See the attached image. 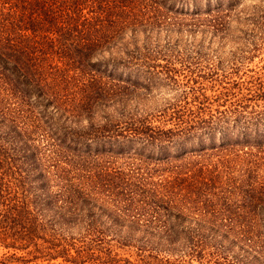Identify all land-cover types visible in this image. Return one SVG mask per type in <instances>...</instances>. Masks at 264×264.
<instances>
[{"label": "trees", "instance_id": "trees-1", "mask_svg": "<svg viewBox=\"0 0 264 264\" xmlns=\"http://www.w3.org/2000/svg\"><path fill=\"white\" fill-rule=\"evenodd\" d=\"M263 41L264 0H0V264H264Z\"/></svg>", "mask_w": 264, "mask_h": 264}, {"label": "rangeland", "instance_id": "rangeland-1", "mask_svg": "<svg viewBox=\"0 0 264 264\" xmlns=\"http://www.w3.org/2000/svg\"><path fill=\"white\" fill-rule=\"evenodd\" d=\"M167 3H169L171 0H165ZM240 3H249L251 2H255L258 0H239ZM135 7V6H134ZM133 7V8H134ZM140 15L141 13L137 11L134 12L133 10L130 12H127V15ZM148 15H153V13H149ZM167 15H169L170 17L174 18L175 16L177 18H181L183 17V14H177L175 12H167ZM238 47V46H237ZM236 45H231L230 47L225 48V52L221 53V56H223L224 58H231V54L232 52L237 50ZM238 51V50H237ZM164 61V60H162ZM177 68V78L179 80H145L147 81L151 86H153V90L155 92L156 95V99H154L153 97H151V101H160V100H169V99H174V98H179L183 95L184 93V88H187L188 84H196L200 83V81H207L209 82L210 80L206 78L204 79L202 76H199L197 74H194L195 72H193V75L195 77H197V80H191V76L189 75V70H187V68L185 67V65H181L180 62H176L175 63ZM264 66V41L263 44L261 45L260 49L254 53V56L252 57V59L246 60L243 62V64H241V66H239L238 68H234L231 67L228 69V71H226V75L228 74L229 78H231L232 80H242V79H251L252 74L253 75H258L261 74L262 71L264 70V68L262 67ZM224 78V77H222ZM225 80H230V79H225ZM219 83L222 80H217ZM9 250V248L4 247L2 245H0V254L2 252H5ZM11 250V249H10ZM128 252H133V250H119V254L120 256H126L128 255ZM20 254H23V256H25L24 258L18 260L16 263L17 264H112L110 263H103L102 261H95L93 260L90 256L87 257V259L81 260L78 259V261H73V260H68L65 259L63 257H58L55 258L53 260H47L45 258H40V257H34L31 254L27 253V252H19ZM132 260H134V256H131ZM119 264H122V262H120V260L117 262Z\"/></svg>", "mask_w": 264, "mask_h": 264}]
</instances>
